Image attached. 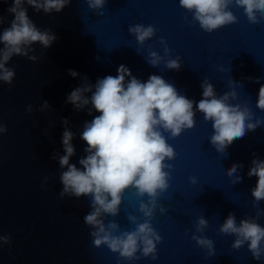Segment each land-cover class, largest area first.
<instances>
[{
  "label": "water",
  "instance_id": "water-1",
  "mask_svg": "<svg viewBox=\"0 0 264 264\" xmlns=\"http://www.w3.org/2000/svg\"><path fill=\"white\" fill-rule=\"evenodd\" d=\"M12 3L0 0V17L4 18L0 33L14 19L8 12ZM23 7L41 31L50 29L56 39L46 49L39 42L32 45L37 61L14 55L7 64L15 70L12 83L0 81V123L7 127L0 134V235L11 237L10 243L0 245V264H264V255L253 258L247 242L233 248L235 236L219 231L229 213L235 214L237 224L251 217L264 227V214L256 216L258 208L264 210V200L254 206L251 193L258 177L247 174L254 158L264 160V123L220 153L210 143L212 122L196 109L203 98L201 84L207 79L217 97L235 90L236 98L229 102L247 103L253 120L264 121V110L256 107L264 84V19L252 24L243 8L233 4L230 10L237 22L209 33L179 0H106L102 10L90 9L87 0H71L58 13L37 12L26 0ZM136 24L156 29L143 45L129 33V26ZM161 37L170 49L167 55ZM150 51H157L164 60L150 65ZM177 57L180 69H168L165 61ZM120 65L141 82L159 75L194 101L195 126L175 138L164 133L176 157L165 161L173 165L164 169L170 172L169 188L158 196L151 220L162 237L155 260L139 250V259L127 260L106 245L96 247L90 235L93 229L84 223L92 210L90 197L65 195L61 199L59 195L63 189L60 174L67 170L58 159L65 154L63 121L67 119L68 130L74 133L75 154L69 163L83 170L78 161L87 155V144L81 133L86 121L100 115L94 109L89 114L91 104L77 111L66 102L67 96L82 85L85 76L95 85L98 78L116 76ZM69 69L78 75L72 77ZM84 95L90 98L92 93ZM44 101L49 108H41ZM29 105L32 112L27 111ZM234 163L243 165L238 170L242 179L235 184V177L226 174ZM190 177H196V183ZM140 199L147 202L149 198H138L135 189L129 188L119 214L104 217L106 224L112 220L119 224L117 235L135 229L129 215L137 216L138 223L146 219L139 211ZM159 206L166 211L161 213ZM201 216L208 224L197 231ZM193 235L210 238L214 253L198 245Z\"/></svg>",
  "mask_w": 264,
  "mask_h": 264
},
{
  "label": "clouds",
  "instance_id": "clouds-1",
  "mask_svg": "<svg viewBox=\"0 0 264 264\" xmlns=\"http://www.w3.org/2000/svg\"><path fill=\"white\" fill-rule=\"evenodd\" d=\"M6 2V0H5ZM71 0H26L28 5L39 12H60ZM25 0H13L8 12L14 14L10 27L0 33V81L11 84L14 68L7 66L13 56L27 57L37 61L32 45L39 42L43 48H48L55 41L56 36L50 29L41 31L27 15L23 7ZM90 9L102 10L106 0H87ZM181 7L193 14V19L199 22L200 27L206 32H213L220 27L237 22V17L230 10V5L241 7L252 24L260 23L264 19V0H179ZM259 13V18L257 16ZM103 15V11L99 12ZM4 18L0 17V24ZM156 29L152 25L136 24L129 26V33L134 34L139 44L155 35ZM164 45V52H170L166 41L160 38ZM164 60L157 51H150L147 62L157 66ZM168 69L179 70L181 60L167 59ZM69 74L76 77L78 73L69 69ZM130 79L125 83V78ZM249 79H253L249 77ZM259 82V77L254 78ZM81 86L75 88L67 96V103H71L79 111L91 104L88 109L91 114L94 109L100 115L95 116L90 122L86 121L81 138L86 142L85 157L79 159V164H70L69 160L75 154L72 144L74 133L67 128L65 118V131L62 134V143L65 154L59 156L61 168L67 167L60 174L63 189L59 193L61 199L68 196L90 197L91 211L84 217V223L93 230L90 235L94 238L96 247L106 245L112 252H118L121 258L127 260L139 259L138 250L142 256L157 259V242L162 240L159 233L152 227L151 220L155 209L158 207L157 198L160 193L169 188L170 172L165 168L173 167L166 160L171 161L176 157V152L164 135L170 133L171 137H178L184 130L195 126L194 101L180 95L173 84L166 82L159 75H150L146 82H141L133 76L131 70L125 65H120L117 75H107L98 78L95 85L88 83V78H83ZM234 82V81H233ZM93 87L95 91H93ZM201 87L202 99L196 104V109L203 113L206 121L212 122L213 134L210 143L220 153H224L227 146L234 140L243 138L248 131H255L264 123L260 118L253 120L254 113L247 103H230L236 98L235 90L225 92L217 97L214 86L205 79ZM91 92L89 98L84 95ZM44 101L41 108H49ZM256 107L264 110V84H261ZM28 112H32L29 105ZM7 132V127L0 123V134ZM56 159V154H53ZM248 176H257L256 186L251 190L254 197V206L264 200V160L253 159ZM242 164L234 163L226 170L229 177H235L234 184L241 181L238 170ZM48 178L45 177V180ZM196 183V177H190ZM134 188L138 198L148 196L147 202L140 199L139 211L146 218L137 222L138 217L129 215L128 219L136 224L132 231H119V224L112 220L105 223L104 217L119 214L124 192ZM160 212L166 209L159 206ZM264 214V210L257 209L256 216ZM208 221L201 216L196 225L197 231H203ZM219 231L234 235L232 247L239 249L246 242L253 258L259 260L264 255V227L256 222L255 218L242 219L236 222L234 213H229L220 225ZM196 243L206 248L209 254L214 253L213 241L206 236L192 237ZM10 236L0 235V245L10 243Z\"/></svg>",
  "mask_w": 264,
  "mask_h": 264
}]
</instances>
